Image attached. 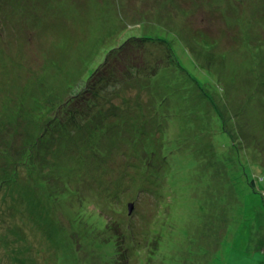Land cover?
<instances>
[{
  "label": "rangeland",
  "instance_id": "374dc122",
  "mask_svg": "<svg viewBox=\"0 0 264 264\" xmlns=\"http://www.w3.org/2000/svg\"><path fill=\"white\" fill-rule=\"evenodd\" d=\"M132 36L182 137L152 157L49 122ZM108 236L127 264H264V0H0V264H113Z\"/></svg>",
  "mask_w": 264,
  "mask_h": 264
},
{
  "label": "trees",
  "instance_id": "16d2710c",
  "mask_svg": "<svg viewBox=\"0 0 264 264\" xmlns=\"http://www.w3.org/2000/svg\"><path fill=\"white\" fill-rule=\"evenodd\" d=\"M151 41H155V39L145 36H132L121 45L109 49L103 62H101V64L92 71L89 78L84 81L82 86L83 90L80 95H72L70 96L72 97L71 100L68 99L64 101L65 104L62 103L64 106L60 108L62 114L59 117L52 118L51 121L49 119V122L53 121L54 125H62L66 122V127L70 126L73 131L72 135L79 130H86L91 133L98 130L100 138L106 135L109 136L110 140L108 143H114L115 140H117L115 143L116 146L119 144L118 140H120L121 135H126L134 131L133 137L139 134L140 136L143 135L144 138L141 144L143 146V153L140 155L141 158H144L146 155L149 157L157 155L158 152L164 151L160 150L162 145L182 138L179 136L180 134H178L175 136L176 138L169 139L168 136L164 134L166 126L171 122H162L160 120L154 122V119L159 117L158 115L160 113L157 112L158 105L166 103L167 96L161 97L160 91L162 90V83H160L159 78L152 73V70H157V65L153 66L148 55V43ZM169 52L171 51L169 50ZM173 61L177 63H165L168 70L176 68L180 71L184 69L178 60H174L173 58ZM132 89L138 91L133 93ZM144 90L148 92L146 94H149V96L146 97L142 94ZM150 90L152 93L149 92ZM128 91H130V93ZM155 93H158L157 95L160 99L157 98ZM106 97L113 99V103L109 104L110 106L104 104L101 100V98ZM148 97L150 101H148ZM75 102H77L76 104L86 103V105L82 106V109L77 108V110H75ZM146 110L151 112L150 118H153L152 121L149 117H146ZM110 116H113L112 118H117L111 122L112 118H110ZM169 116L170 118L175 117L172 115ZM146 120L147 124H144ZM127 140H129V138ZM155 143H158L159 147L155 145ZM98 154L100 155V162H103L108 152L99 151ZM85 157L87 159V155ZM81 160L86 163L85 159ZM94 165L98 166V164ZM67 182L71 183L70 177L65 179L63 184L65 185ZM96 192L98 193V191ZM123 192L124 190L121 191V195ZM116 197L117 199L122 198L120 193L116 194ZM111 219L106 217L105 226L101 229H96V231H105L108 226L111 229L113 227L112 224H116L115 221ZM144 238L146 239L143 241L148 240L147 237ZM106 239L107 241L105 243L108 244V247L111 250L114 248L116 250L109 252L111 263H115L113 255H116L117 264H123V262L127 264L130 260L125 256L128 246H123L120 241L114 242L111 236H108ZM148 241L152 242L149 243L150 248L147 250L148 256L156 254L159 249L157 237L150 238ZM145 250L134 251V257L140 255Z\"/></svg>",
  "mask_w": 264,
  "mask_h": 264
},
{
  "label": "water",
  "instance_id": "95a60500",
  "mask_svg": "<svg viewBox=\"0 0 264 264\" xmlns=\"http://www.w3.org/2000/svg\"><path fill=\"white\" fill-rule=\"evenodd\" d=\"M130 207L131 208H129V212L131 213L133 210H132V205L130 204Z\"/></svg>",
  "mask_w": 264,
  "mask_h": 264
},
{
  "label": "bare ground",
  "instance_id": "6f19581e",
  "mask_svg": "<svg viewBox=\"0 0 264 264\" xmlns=\"http://www.w3.org/2000/svg\"><path fill=\"white\" fill-rule=\"evenodd\" d=\"M225 42V41H224ZM225 44L227 45V42H225Z\"/></svg>",
  "mask_w": 264,
  "mask_h": 264
}]
</instances>
